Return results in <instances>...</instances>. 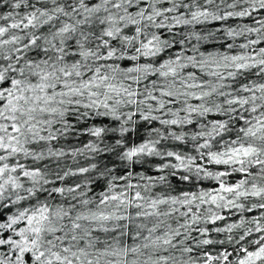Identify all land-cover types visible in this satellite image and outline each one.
Listing matches in <instances>:
<instances>
[{
	"label": "snow or ice",
	"instance_id": "obj_1",
	"mask_svg": "<svg viewBox=\"0 0 264 264\" xmlns=\"http://www.w3.org/2000/svg\"><path fill=\"white\" fill-rule=\"evenodd\" d=\"M0 264H264V0H0Z\"/></svg>",
	"mask_w": 264,
	"mask_h": 264
}]
</instances>
